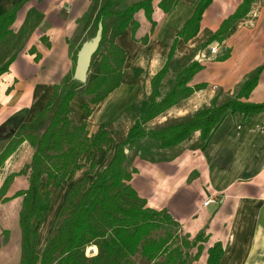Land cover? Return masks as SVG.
Returning <instances> with one entry per match:
<instances>
[{"label":"crops","instance_id":"0c3cea01","mask_svg":"<svg viewBox=\"0 0 264 264\" xmlns=\"http://www.w3.org/2000/svg\"><path fill=\"white\" fill-rule=\"evenodd\" d=\"M19 1L0 0V15ZM124 1L131 4L139 0ZM198 1L178 0L171 12H165L158 5L159 0H154L153 21L143 9L135 13L138 23L135 32L130 25L117 37L127 54L124 70L128 71L124 72L118 88L95 103L100 107L98 119L102 126L120 116L125 107L131 105L133 97L150 95L151 78L167 61L177 32L191 17ZM241 2L212 0L203 13L198 34L187 42L180 38L173 55L177 62L186 66L197 59L198 54L192 56L195 49ZM90 4L91 0H27L18 10L13 30H19L31 9L35 10L30 16L35 27L8 71L0 75V127L21 110L26 113L24 121L29 122L37 111L44 109L54 85L73 70V51L81 44L83 33L89 30V26L83 27L80 19ZM212 43H216L218 56L230 50L227 59L216 60L222 72L216 71L209 60L198 59L204 67L189 84L206 82L207 85L150 120L146 128L171 125L165 123V118L168 120L171 114L185 121L199 108L210 105L215 95L219 102L234 96L248 75L264 65V0H253L247 15L233 24L223 41ZM134 58L135 67L129 71ZM172 59L160 86L162 95L172 87L177 74L172 68ZM120 91L124 94H119ZM226 95L229 97L221 100ZM246 100H264V68ZM70 107L69 116L76 122L88 120L93 113L87 118L81 95L74 97ZM20 152L17 148L0 167V186L11 172L20 170L9 167L15 156H21ZM24 155L31 160L32 152ZM18 161L23 164L26 160ZM127 164L130 170L137 168L131 184L148 206L167 208L190 239L200 231L207 234L203 251L191 264H206L208 248L217 241L222 242L224 248L219 264H264V110L246 116L227 111L205 140L200 130L169 146L144 136L128 150ZM20 177H15L6 195L28 186V177L26 187V181L21 187L16 186ZM213 193L217 201L204 206L203 200ZM21 202L22 196H17L0 203V225L5 233L13 232L6 222L11 217L19 218ZM18 233L22 239L20 225ZM2 246L0 244V248ZM195 249H191L192 254ZM12 254L18 256L17 247ZM17 264H21V254Z\"/></svg>","mask_w":264,"mask_h":264},{"label":"trees","instance_id":"16d2710c","mask_svg":"<svg viewBox=\"0 0 264 264\" xmlns=\"http://www.w3.org/2000/svg\"><path fill=\"white\" fill-rule=\"evenodd\" d=\"M26 1L20 0L0 15V75L8 71L35 27L30 19L35 10L31 9L19 30L12 28L18 10ZM177 1L159 0L158 5L165 12H171ZM211 1L199 0L191 17L177 32L167 61L151 78V93L143 112L138 105L125 107L124 111L133 117L125 139L116 144L111 161L93 179L86 178L71 188L61 209L56 231L39 254L36 226L51 206V191L44 189L43 180L60 186L80 166L79 159L83 153L87 152L90 159L95 149L100 150L113 141L105 124L93 135H88L85 123H73L69 116L71 101L75 96L83 95L89 102L99 103L118 88L123 80L127 54L117 42V37L130 25L135 32L138 23L134 17L140 9L153 21L154 0H139L131 4L124 0H91L80 21L84 28L89 26L92 36L100 20L104 28L100 45L91 58L87 80L80 82L73 76L80 44L73 54L71 74L64 82L54 85L44 109L37 111L29 122L24 121L25 111H18L0 127V138L9 139L0 152V167L22 142L28 141L34 148L31 161L19 171L11 172L0 186V197L4 201L22 196L18 218L22 232L21 264H135V256H140L147 264H191L199 258L207 234L200 231L192 239L187 233L179 235L182 230L180 223L167 208L155 209L147 205L146 199L131 184L137 168L129 169L125 148H132L144 136L159 140L162 146L177 144L196 130H200L201 138L205 140L227 111L241 112L246 116L264 110V100H246L258 83L264 68L261 65L240 84L234 96L219 102L218 95H215L210 105L199 108L185 121L160 128L145 126L179 100L207 85L206 82L189 84L204 67L194 59L177 72L172 87L164 95L160 90L180 38L187 42L198 34L203 13ZM252 1L242 0L202 48L214 41H223L233 24L247 15ZM229 56L230 50H227L216 58L225 60ZM83 84L84 89L79 90ZM89 102L83 103L87 115L91 111ZM95 165L92 161L91 166ZM23 173L28 174V186L6 195L14 177ZM87 245H92L97 252L85 255L83 251ZM193 247L197 249L192 254ZM223 254L222 242H215L208 248L206 264H219Z\"/></svg>","mask_w":264,"mask_h":264},{"label":"rangeland","instance_id":"374dc122","mask_svg":"<svg viewBox=\"0 0 264 264\" xmlns=\"http://www.w3.org/2000/svg\"><path fill=\"white\" fill-rule=\"evenodd\" d=\"M80 32H81V34L83 33L82 30ZM92 33L93 32L91 30H88L87 32L83 33L84 35L81 39V46H82L83 42L91 40V38L93 37ZM203 43H202V45H203ZM202 45L198 46L195 49V52L192 53V56H194V54L200 53L201 55L198 58L199 60H201V61H208L209 60L210 61L209 64H213L216 66V69H217L216 71L222 72V68L219 67L220 64L216 63V60H217L216 57L218 56L217 55L218 51L216 50L215 52H213V50H212V47L216 46V43L215 44H213V43L208 44L204 48H202ZM74 51H76V50H74ZM131 61H132V64H131L132 67L129 69V71L132 68H134L135 64H136L135 58L132 59ZM177 61H178L177 57L173 56V59H172V66L173 67L172 68H175L176 71L178 72L183 67H185V64L184 63H178ZM36 68H37V66H36ZM127 71H128V69L124 70V72H127ZM71 72L72 71L68 72L67 75H70ZM67 75L59 83L64 82L67 78ZM216 83L217 82H213L212 84H216ZM83 89H84V84L79 87V90H83ZM212 89L217 90V88H214V87H212ZM119 94H124V93H122L120 91ZM81 97L83 99V103L89 102L88 97L83 96V95H81ZM226 97H229V95H226L221 100L225 99ZM148 98H149L148 95L135 96V97H133L134 100L132 101L131 105L132 106L138 105L139 107H141L140 112H143V110L146 106V103H148ZM89 105L91 107V111L88 115H86L87 118L90 116V114L92 112L93 113L89 117L88 120L85 119V121H79V122H76V120L73 118L71 120L73 123H77V124L85 123L87 134L93 135L102 126V123L98 119V109L100 107H99V105L95 106V103H91V102H89ZM84 112H86L85 109H84ZM121 113H120V116H118L117 118H115L113 120H108L106 122V124L104 125L105 128L108 130L110 136L113 138V141L109 145L104 146L100 150L95 149L93 151L90 159L88 158L87 152L83 153L79 159L80 166L77 167L75 169L74 173L71 174L70 178L65 179L61 183L60 186H56L53 182L46 183V179L43 180L45 182L44 189H49L51 191V195H50L51 206H50L49 211L46 213L45 218L42 221L38 222L37 226H36V230H37L36 247H37V251L39 254H41L42 251L45 249V247L48 244L49 238L56 231L58 222L61 218V216H60L61 209L63 208V206L67 200V196H68L71 188L76 183H79L86 178L93 179L95 177V175L97 174V172L100 171L104 166H106L111 161V159L114 155V152H115L116 144L119 142H122L124 140L126 129H127V127L130 126V124H132L133 117L131 116V113H126L125 111H123ZM165 120H166L165 123L173 124V123H177V122L181 121L182 118H180L178 116H174L173 114H171L170 116H168V120H167V118H165ZM148 127H149V125H148ZM8 140L9 139H4V138H2V140L0 139V151L2 150V148H4V146L6 145V142ZM24 142H25V145H23V143H22L21 145H23V146H21V145L18 146V149L19 148L21 149V152H20L21 156H18V155L15 156L16 158L14 159V161L13 160L11 161V163L9 164L10 165L9 167H12L14 169H17V168L21 169L27 163H29L27 161L30 160V157L29 156L25 157L24 154L27 153L28 151H30V153L31 152L33 153L34 148L29 144L28 141H24ZM19 157H21V158H19ZM20 159L26 160V161H23V164L18 163L19 162L18 160H20ZM92 161H95V163H96L95 166H91ZM27 175L28 174H26V173L18 175L21 177L19 178L18 184H16V186L21 187L22 185H24L23 183L26 181ZM15 177H17V175ZM15 177H14V179H15ZM10 186H11V184H10ZM26 186H27V181L25 182V187ZM9 190H10V187L7 190L8 191L7 193H10ZM0 203H5V201L2 200V197H0ZM14 203H19V202H14ZM6 223L11 227L13 232L12 233L7 232L8 234L5 233V229L3 227L1 228V225H0V244L3 245L0 248V250H1V252H0L1 253L0 254L1 255L0 256V263L1 264H17V260L19 259V255L21 254V256H22V248L19 247V244L21 243L22 239L18 233V231H19L18 216L16 218H14V217L9 218ZM17 233H18V235H17ZM179 235H184V231L180 230ZM15 247H17V249H18V253H19L18 256L17 255L12 256L13 255L12 252H13V249ZM93 248L94 247L92 245H87L85 247L83 253L85 255L91 256L92 254L96 253L93 250ZM193 248H196V247H193ZM2 255H3V257H2ZM15 259H16V262H14ZM135 260H136L135 264H147L144 260H142V258L140 256H135Z\"/></svg>","mask_w":264,"mask_h":264},{"label":"water","instance_id":"95a60500","mask_svg":"<svg viewBox=\"0 0 264 264\" xmlns=\"http://www.w3.org/2000/svg\"><path fill=\"white\" fill-rule=\"evenodd\" d=\"M103 28V21L100 20L95 35L90 41H85L77 52V60L73 76L74 79L80 82H85L87 80L91 65V58L100 45L103 37ZM199 56L200 54H198L196 58L198 59ZM128 150L129 148L126 147L125 151L127 152Z\"/></svg>","mask_w":264,"mask_h":264},{"label":"built area","instance_id":"2783aa9c","mask_svg":"<svg viewBox=\"0 0 264 264\" xmlns=\"http://www.w3.org/2000/svg\"><path fill=\"white\" fill-rule=\"evenodd\" d=\"M212 50L215 52L217 50L216 46H213ZM216 201H217V195L213 193L203 200V205L206 206L209 203L216 202ZM93 250L97 252L95 248H93Z\"/></svg>","mask_w":264,"mask_h":264}]
</instances>
